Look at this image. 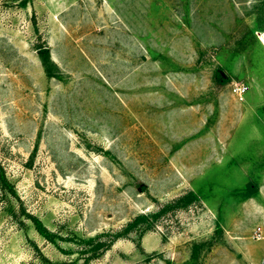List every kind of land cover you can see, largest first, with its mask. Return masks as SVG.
Returning <instances> with one entry per match:
<instances>
[{
  "label": "rangeland",
  "instance_id": "1",
  "mask_svg": "<svg viewBox=\"0 0 264 264\" xmlns=\"http://www.w3.org/2000/svg\"><path fill=\"white\" fill-rule=\"evenodd\" d=\"M263 28L264 0H0V264H264Z\"/></svg>",
  "mask_w": 264,
  "mask_h": 264
},
{
  "label": "trees",
  "instance_id": "2",
  "mask_svg": "<svg viewBox=\"0 0 264 264\" xmlns=\"http://www.w3.org/2000/svg\"><path fill=\"white\" fill-rule=\"evenodd\" d=\"M39 54H40V58L44 64V66L46 67V71H47L48 75H51L52 74L51 68H52L53 62H52V58H51V54H50L49 49L47 47H41ZM220 77L222 78L223 76L220 75ZM252 192H254V190ZM35 220H37L36 225L39 228V230L43 231L44 229H46L45 227H42L43 224L41 223L40 220H38V219H35ZM43 232H46V231H43Z\"/></svg>",
  "mask_w": 264,
  "mask_h": 264
},
{
  "label": "built area",
  "instance_id": "3",
  "mask_svg": "<svg viewBox=\"0 0 264 264\" xmlns=\"http://www.w3.org/2000/svg\"><path fill=\"white\" fill-rule=\"evenodd\" d=\"M234 92L243 99L246 91L248 90V86L246 84H235L233 88Z\"/></svg>",
  "mask_w": 264,
  "mask_h": 264
},
{
  "label": "bare ground",
  "instance_id": "4",
  "mask_svg": "<svg viewBox=\"0 0 264 264\" xmlns=\"http://www.w3.org/2000/svg\"><path fill=\"white\" fill-rule=\"evenodd\" d=\"M261 37H262V39H263V41H264V33L261 35Z\"/></svg>",
  "mask_w": 264,
  "mask_h": 264
}]
</instances>
